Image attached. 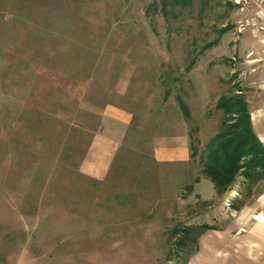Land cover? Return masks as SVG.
Returning <instances> with one entry per match:
<instances>
[{
	"label": "rangeland",
	"instance_id": "1",
	"mask_svg": "<svg viewBox=\"0 0 264 264\" xmlns=\"http://www.w3.org/2000/svg\"><path fill=\"white\" fill-rule=\"evenodd\" d=\"M160 2L0 0V264H264V182L218 196L200 162L259 41L235 35L227 0L148 16ZM108 107L133 118L97 179L85 163ZM186 135L189 162L156 160Z\"/></svg>",
	"mask_w": 264,
	"mask_h": 264
},
{
	"label": "trees",
	"instance_id": "2",
	"mask_svg": "<svg viewBox=\"0 0 264 264\" xmlns=\"http://www.w3.org/2000/svg\"><path fill=\"white\" fill-rule=\"evenodd\" d=\"M104 1V0H99ZM184 3L185 0H161L159 5L154 4L148 9L161 11L165 18H169V6ZM230 9H236L232 0H227ZM232 26L224 27L219 31V38L210 47L218 45L224 34ZM209 47V46H208ZM231 94L221 96L216 103V110L221 111L223 119L219 132L206 147V152L200 160L202 174L209 179L218 194L222 196L233 185L236 178L242 175L248 182L257 185L264 182V145L254 133L248 102L240 86ZM179 105L185 117H189V109L180 99ZM199 178L195 180L197 183ZM188 189H192L191 186ZM181 229V230H180ZM190 228H175L169 239L174 246L182 248L187 245L186 237ZM189 236V235H188ZM188 238V237H187Z\"/></svg>",
	"mask_w": 264,
	"mask_h": 264
},
{
	"label": "crops",
	"instance_id": "3",
	"mask_svg": "<svg viewBox=\"0 0 264 264\" xmlns=\"http://www.w3.org/2000/svg\"><path fill=\"white\" fill-rule=\"evenodd\" d=\"M244 49L239 51L243 56L236 69L240 72L238 83L248 102L254 133L264 145V44L259 41L257 45ZM232 59L236 61L235 57ZM102 118L103 123L95 132V140L90 149L92 159H87L85 163L86 174L97 179L107 175L115 155L125 141L133 117L123 109L108 107L103 111ZM155 158L162 163L189 162V135L169 141L163 149L157 147Z\"/></svg>",
	"mask_w": 264,
	"mask_h": 264
},
{
	"label": "built area",
	"instance_id": "4",
	"mask_svg": "<svg viewBox=\"0 0 264 264\" xmlns=\"http://www.w3.org/2000/svg\"><path fill=\"white\" fill-rule=\"evenodd\" d=\"M239 13L235 22L238 37L250 31L254 39L264 44V0H232Z\"/></svg>",
	"mask_w": 264,
	"mask_h": 264
},
{
	"label": "bare ground",
	"instance_id": "5",
	"mask_svg": "<svg viewBox=\"0 0 264 264\" xmlns=\"http://www.w3.org/2000/svg\"><path fill=\"white\" fill-rule=\"evenodd\" d=\"M255 220L264 225V215L263 214L257 215Z\"/></svg>",
	"mask_w": 264,
	"mask_h": 264
}]
</instances>
